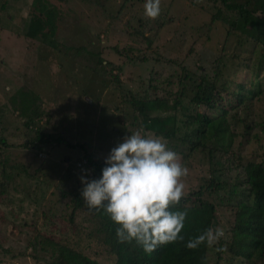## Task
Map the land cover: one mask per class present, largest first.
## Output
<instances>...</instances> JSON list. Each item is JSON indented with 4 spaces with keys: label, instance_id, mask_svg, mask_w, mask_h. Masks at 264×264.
Masks as SVG:
<instances>
[{
    "label": "rangeland",
    "instance_id": "obj_1",
    "mask_svg": "<svg viewBox=\"0 0 264 264\" xmlns=\"http://www.w3.org/2000/svg\"><path fill=\"white\" fill-rule=\"evenodd\" d=\"M29 1L0 0V114L7 122H3L5 127L0 123L3 127L0 137L8 143H13L5 148L0 144L4 152L2 158L7 160L11 188L9 198L2 204L5 206L0 207V241L3 245L12 247L16 253L17 247L23 245L26 237L31 234L30 228L21 226L20 223L24 219L29 223L36 217L31 219L34 214L32 201L37 200L51 206L53 201L60 199V189L77 185V179L69 175L70 170L80 167L83 172L79 179L81 176L88 179L91 177L90 171H84L82 166V158L85 155L91 154L104 161L110 150L122 141L124 135L131 134L129 129L138 130L130 124V121L135 122L132 118V102L127 96L121 97L120 91L102 76V69L96 64V60L104 57L120 66V78L130 91L137 92L143 85L148 88V79L156 78V81L152 82L159 85L155 95L171 100L179 89L178 80L183 72L182 67L198 74L201 71L211 73L213 62L221 52L226 35V27L219 21L210 23V14L215 10V6L204 0H161V18L156 20H162V17L167 15L168 21L159 26L151 20L147 29L142 28L144 36L152 39L149 45L144 42L142 36H136V31L131 25L127 30L123 24L105 28L104 25L109 21H115L113 16L116 17L123 0H69L65 4L62 1L58 6L62 8L64 15L70 10L71 20H67L63 15L57 22L54 36L65 46L79 47L77 54L72 51L73 54L69 55L47 44L46 40L27 38L16 33L14 19L19 21L26 15ZM52 1L55 4V0ZM145 2L146 0L127 2L123 21L129 20L135 26L139 25L138 19L144 16ZM3 14L8 15L11 30L2 28ZM109 14L111 16H108ZM224 14L225 18L232 16L228 10ZM15 24L17 25V22ZM104 32L111 35L109 39L103 38L106 35ZM233 39L235 38L231 35L224 52L220 54L221 57L224 54V61L228 63L222 69L221 79L217 81H229L230 90L234 87L235 80L252 76L248 69L243 68L245 62L234 59L232 55L238 54L244 59L254 52L249 41L241 47ZM141 50H145L148 59L144 63L134 58H124L126 53L141 54ZM75 54L79 56L74 57ZM157 57H160V61L155 60ZM256 62L257 60L253 59V65ZM254 75L256 83L264 80V71ZM145 82H148L147 85ZM191 83L192 80L186 86L187 90L182 97V101L187 105L190 104L188 99L191 96ZM166 90H170V94ZM12 96L17 99L26 98L33 107L38 105L36 107L41 115L35 118V125L30 130L23 127L19 113L10 108L14 101ZM116 106L119 107L118 110ZM194 107L196 108L195 105ZM253 108L259 115L264 116V98L254 102ZM187 111L189 112L188 109ZM179 113L178 117L181 116ZM120 114H123L126 120L119 124L117 115ZM124 129L126 133L123 132ZM38 132L61 134L67 142L79 146L70 147L55 144L53 141L33 145L35 141L23 147V141H29ZM146 134L151 135L153 131L148 130ZM42 138L47 139L46 136ZM193 138L195 139V135ZM253 149L254 144L251 143L243 148V153L251 154ZM180 157L183 166L188 169L187 176L182 178L186 194L199 186L201 176L207 172L200 163L199 153L195 152L193 157L186 160L181 155ZM9 165L18 169L11 170ZM20 165L28 167V173L36 177L33 179L23 173ZM1 167L0 165V173ZM204 198H215L217 212L222 220L231 216L223 205V191L204 195ZM64 201L59 200L53 213H38L36 226L39 231L53 238H67L72 244L85 247L88 254H96L99 259L109 261L108 253L103 247H96L93 242L73 235L74 225L67 222L71 207L62 205ZM87 212V208L77 210L75 223L89 227L90 224L84 221ZM3 215L10 221H2ZM13 216L16 223L11 222ZM13 225H16V228H13ZM86 245H92V248L87 249ZM30 252L28 249L26 256L22 258H10L0 254V264H37ZM208 255L210 260H215L211 251ZM241 263L233 260V264Z\"/></svg>",
    "mask_w": 264,
    "mask_h": 264
},
{
    "label": "trees",
    "instance_id": "obj_2",
    "mask_svg": "<svg viewBox=\"0 0 264 264\" xmlns=\"http://www.w3.org/2000/svg\"><path fill=\"white\" fill-rule=\"evenodd\" d=\"M62 1L65 4L69 0H55V4L52 0H30L26 7V15L19 21L14 19V30L27 38L46 40L47 44L63 53L71 55L74 51L77 54L79 47L65 46L54 37L57 22L64 15L62 8L58 6ZM129 1L123 0L117 10L116 17L113 16L115 21H109L104 26L112 28L123 24L127 30V27L131 25L136 31V36H142L146 40L144 42L149 45L152 39L144 36L142 28L147 29L151 20L162 26L168 21L167 15H164L162 20L149 19L144 15L138 19L139 25L135 26L129 20L123 21ZM204 1L215 6V10L210 14V23L219 21L223 27H226L220 54L224 52L231 35L235 38L233 41H236L239 46L243 47L249 41L252 50L254 49L253 54L251 53L244 59H241L238 54L232 55L238 61L243 60L245 62L243 68L252 73V76H245L243 80H235L232 90H230L229 81L217 83L218 79L222 77L223 67L225 68L228 63L224 61V54L222 57L219 54L214 60L211 73L201 71L198 74L190 71L187 67H182L183 72L178 80L179 89L171 100L155 95V92L159 90V85L152 82L156 81V78L154 80L150 77L148 85L146 82L144 83L150 89L143 85L137 92L130 91L120 78V66L104 57L96 60V64L102 69V76L106 77V80L120 91L121 97L127 96L128 100L132 102V118L135 120V122L130 121L132 126L138 129L142 127L145 134L148 130L153 131L155 135L162 137L167 142L168 147L185 160L193 157L195 152L199 153L200 163L206 168L207 174L201 176L199 186L187 192L178 206L180 210H188V216L181 232L185 238L184 242L160 246L154 252L147 254L134 242L132 244L118 243L115 236L117 225L103 211L87 212L84 221L90 224L89 227L84 224H76L75 212L87 208L80 195L83 185L79 176L83 171L77 167L69 171L70 177L77 179V185L69 189H60L59 200H65L62 205L66 208L71 207L67 222L74 225L73 235L93 242L96 247H103L110 260L103 261L96 254H88L85 247L72 244L67 238H53L39 231L36 226L38 213L41 211L43 215L53 213L59 200L53 201L51 206L37 200L32 201L31 206H33L34 214L31 219L36 217L29 223L25 219L20 223L21 226H28L31 234L26 237L23 245L17 247V253L12 247L5 246L0 241V254L10 258H22L30 249L37 264H233V260L242 262L241 264H264V116L259 115L253 108L254 102L264 98V80L257 83L254 80L256 72L264 71V0ZM3 6L6 8V3ZM226 10L230 11L232 16L225 18ZM64 16L67 20H71L70 10H67ZM7 17L8 15L3 14L1 26L11 30V24ZM159 18H161L160 15ZM104 33L106 35L103 38L109 39L111 35L107 32ZM141 51V54L135 55H132L131 52L126 53L124 58H134L144 63L148 59L145 50ZM77 56L79 55L74 57ZM253 59L257 60L254 65ZM155 60L160 61V57ZM108 67L110 68L107 69ZM238 67L242 68L241 65ZM199 68L203 69L200 65ZM190 80H192L191 96L188 99L190 104L187 105L184 100L182 101V97ZM149 92H153L154 95ZM166 92L170 94V90H166ZM11 98L14 101L10 108L19 113L23 127L30 130L35 125V118H39L41 115L36 107L38 105L31 106L24 97L17 99L12 96ZM116 109L118 110L119 107L116 106ZM178 112L181 115L179 117L177 116ZM2 116L0 114L1 125L7 123ZM117 119L119 124L126 120L123 114L117 115ZM1 125L0 130L5 127ZM129 130L131 133L135 132L133 129ZM123 132L126 133V130L124 129ZM193 135H195V139ZM43 136H46L47 139L42 138ZM35 141L36 143L33 144ZM49 141L70 147L79 146L67 142L61 134L55 132H38L29 141H23L22 145L27 147L31 142L36 145ZM251 143L254 144L253 152L244 154L243 148L248 147ZM0 144L4 148L13 145L2 137H0ZM1 150L0 146V165L2 166L0 207L5 206L2 204L9 198L11 189L9 187L10 172L7 173L6 166L7 160L2 158L4 152L2 150L1 153ZM82 159L84 171L89 170L91 173L89 179L99 178L101 169L105 166L104 161L91 154L85 155ZM19 167L29 177H33V179L36 177L28 173V167L26 168L25 165ZM8 168L18 169L14 165H9ZM216 191L225 193L223 205L231 215L224 217L223 220L217 212L218 205L214 201L215 198L212 200L204 198V195H212ZM14 218L15 216L11 222L16 223ZM2 221L9 222L10 220L6 215H3ZM209 227L222 228L225 237H222L212 247H207L205 244H201L196 250H189L185 247L190 238L202 234ZM13 228H16V225H13ZM86 246L87 249L92 248V245ZM209 251L215 255V260H210Z\"/></svg>",
    "mask_w": 264,
    "mask_h": 264
},
{
    "label": "clouds",
    "instance_id": "obj_3",
    "mask_svg": "<svg viewBox=\"0 0 264 264\" xmlns=\"http://www.w3.org/2000/svg\"><path fill=\"white\" fill-rule=\"evenodd\" d=\"M144 9L145 17L157 19L161 0H146ZM104 165L99 178L80 177V195L89 211H103L117 225L118 243L134 242L150 254L160 246L184 242L181 232L188 210L178 206L188 169L162 137L145 134L141 127L110 150ZM223 236L222 228L209 227L185 247H212Z\"/></svg>",
    "mask_w": 264,
    "mask_h": 264
}]
</instances>
